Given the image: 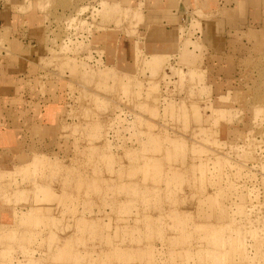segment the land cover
<instances>
[{
  "label": "rangeland",
  "instance_id": "rangeland-1",
  "mask_svg": "<svg viewBox=\"0 0 264 264\" xmlns=\"http://www.w3.org/2000/svg\"><path fill=\"white\" fill-rule=\"evenodd\" d=\"M90 10L49 12L73 154L0 170V196L16 204L0 221V264H264V52L247 92L222 97L225 132L198 41L119 74L90 34L136 15L105 2L89 21Z\"/></svg>",
  "mask_w": 264,
  "mask_h": 264
},
{
  "label": "crops",
  "instance_id": "crops-1",
  "mask_svg": "<svg viewBox=\"0 0 264 264\" xmlns=\"http://www.w3.org/2000/svg\"><path fill=\"white\" fill-rule=\"evenodd\" d=\"M105 2L136 17L132 25L98 18L103 27L93 28L89 46L102 54L103 67L137 74L140 59L175 56L191 35L202 50L213 118L226 110L222 97L247 92L245 69L264 52V0H0V170H16L43 154L51 159L73 154L74 141L63 125L69 82L61 63L51 59L46 25L49 12L62 5L73 13L90 8V21L94 7ZM15 206L0 196V221L12 219Z\"/></svg>",
  "mask_w": 264,
  "mask_h": 264
},
{
  "label": "bare ground",
  "instance_id": "bare-ground-1",
  "mask_svg": "<svg viewBox=\"0 0 264 264\" xmlns=\"http://www.w3.org/2000/svg\"><path fill=\"white\" fill-rule=\"evenodd\" d=\"M183 49H185V48H183ZM186 50V49H185ZM184 50V51H185ZM186 52V53H185ZM184 53H185V58H186V60L188 59L189 61H190V59H192V54L190 53V51H185ZM158 55H152V57H157ZM163 56V55H162ZM162 58V57H161ZM156 59V58H155ZM194 59V58H193ZM192 59V60H193ZM153 60V59H152ZM157 60V59H156ZM150 62H151V60H149ZM153 62L154 61H152V63L151 64H153ZM147 63V62H146ZM158 63V62H157ZM155 64V63H154ZM158 65H160V64H158ZM148 66H149V64H148ZM151 67V66H150ZM152 67H153V65H152ZM154 68V67H153ZM160 69V68H159ZM157 70V69H156ZM154 72H156V71H154ZM243 253V252H242Z\"/></svg>",
  "mask_w": 264,
  "mask_h": 264
}]
</instances>
